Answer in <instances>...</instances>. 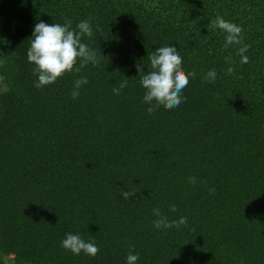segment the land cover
Masks as SVG:
<instances>
[{"label": "trees", "instance_id": "16d2710c", "mask_svg": "<svg viewBox=\"0 0 264 264\" xmlns=\"http://www.w3.org/2000/svg\"><path fill=\"white\" fill-rule=\"evenodd\" d=\"M217 16L240 25L248 63ZM85 19L97 63L35 87L33 25ZM0 37V264H264V0H0ZM163 45L195 76L149 113L136 65ZM153 209L186 223L157 230Z\"/></svg>", "mask_w": 264, "mask_h": 264}, {"label": "clouds", "instance_id": "9594fccd", "mask_svg": "<svg viewBox=\"0 0 264 264\" xmlns=\"http://www.w3.org/2000/svg\"><path fill=\"white\" fill-rule=\"evenodd\" d=\"M212 23L214 27L224 33L222 47L241 45L236 49L239 63H248V57L245 55L248 45L242 44L240 25L226 21L219 16ZM82 35L85 37L92 35V27L87 19L78 22L75 30L71 28L70 20H65L63 24H47L40 21L33 25L26 57L27 61L34 65L35 87L47 86L67 72H78L85 64L95 65L97 63L96 50L81 41ZM0 43H6L4 38L0 37ZM78 60L79 65H77ZM224 60L229 65L226 68V74H231L233 72L232 57L225 56ZM148 62L149 70L147 72L141 71L142 68L144 69V65H136L137 72L140 74L139 85L144 90L142 100L144 104L148 105L146 111L151 113L157 106H163L165 109L177 107L183 100L181 95L183 89L188 84L189 78L194 77L195 73L191 71L186 73L183 70L181 56L172 45L155 48L148 53ZM74 65L77 66L74 67ZM216 76L215 69H210L204 74V79L207 82H214ZM85 84H87V78L83 76L74 81L73 90L70 93L73 99L79 95L78 89ZM123 87L124 84L121 83L119 88L114 87L112 91L118 95L119 90ZM5 91H7L6 86L0 84V92ZM119 194L122 199H127L130 196V193L124 190ZM169 210L175 212V205H170ZM152 212L157 217L153 221V228L157 230L179 227L186 223L185 217L169 221L166 216L160 214L158 209H153ZM61 247L74 255L82 252L88 256H95L98 251L93 241H85L81 236L73 233H65L61 240ZM136 261V252H128L125 255V264H136Z\"/></svg>", "mask_w": 264, "mask_h": 264}]
</instances>
